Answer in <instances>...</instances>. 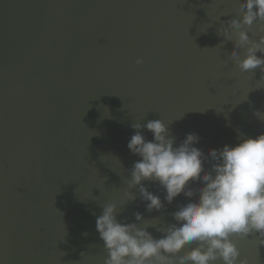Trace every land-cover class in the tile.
<instances>
[{"label": "water", "instance_id": "1", "mask_svg": "<svg viewBox=\"0 0 264 264\" xmlns=\"http://www.w3.org/2000/svg\"><path fill=\"white\" fill-rule=\"evenodd\" d=\"M238 4L0 0V264H104L96 218L109 202L154 238L176 223L172 213L198 193L169 204L143 181L164 203L147 210L127 183L140 159L127 147L135 123L162 120L177 145L194 133L206 156L264 133L254 115L264 113V73L236 67L219 31ZM259 23L248 29L257 41ZM232 240L240 259L264 264L259 233Z\"/></svg>", "mask_w": 264, "mask_h": 264}, {"label": "clouds", "instance_id": "2", "mask_svg": "<svg viewBox=\"0 0 264 264\" xmlns=\"http://www.w3.org/2000/svg\"><path fill=\"white\" fill-rule=\"evenodd\" d=\"M238 8L239 17L234 16L228 27L219 31L234 42L230 58L236 67L242 72L260 68L264 73V35L257 41L248 32L259 21L258 31L264 33V0H239ZM141 63V59L136 60L137 65ZM254 115L264 120V113L257 110ZM131 127L134 134L127 147L140 159L134 162L127 183L129 188L138 186L147 210L161 211L164 203L143 181L158 183L169 204L182 193L188 198L198 196L178 206L172 213L176 223L162 229L160 238L138 223L118 220L116 203L104 204L96 218V231L107 253L104 264H249L239 258L232 237L257 232L259 243L264 245V133L241 136L235 145L209 149L206 156L195 146L198 135L188 133L177 145L162 120ZM142 129L153 138L146 139ZM206 161L211 162L210 169L205 168ZM195 181L202 186L193 190L188 186ZM125 197L135 199L130 193ZM134 215L137 222L143 221L139 212ZM185 245L194 246L181 254Z\"/></svg>", "mask_w": 264, "mask_h": 264}]
</instances>
